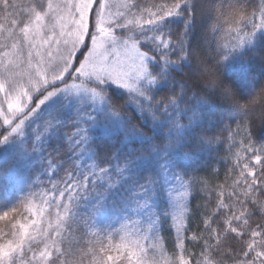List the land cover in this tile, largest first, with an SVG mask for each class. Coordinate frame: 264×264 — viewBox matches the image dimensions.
Returning <instances> with one entry per match:
<instances>
[{
    "label": "snow or ice",
    "instance_id": "1",
    "mask_svg": "<svg viewBox=\"0 0 264 264\" xmlns=\"http://www.w3.org/2000/svg\"><path fill=\"white\" fill-rule=\"evenodd\" d=\"M258 52L264 0H0V264H264ZM225 103L236 128L208 135ZM225 141L213 189L200 172Z\"/></svg>",
    "mask_w": 264,
    "mask_h": 264
},
{
    "label": "trees",
    "instance_id": "2",
    "mask_svg": "<svg viewBox=\"0 0 264 264\" xmlns=\"http://www.w3.org/2000/svg\"><path fill=\"white\" fill-rule=\"evenodd\" d=\"M201 4L207 3V0H200ZM173 27L180 28L182 27L181 24L173 25ZM207 27V24L198 18L197 20V27L195 29L194 35L190 38L191 44L193 48H198L200 45L203 44V38H204V32ZM202 56L205 60L214 63V61L211 59L212 52L209 49H204L202 52ZM173 59H176L174 56ZM245 61L248 65V67L251 69V74L253 76H256L259 80V83H257L256 88L257 91L264 86V53L258 52L253 55H249L245 57ZM190 62L195 66L198 63V60L195 57H190ZM185 73L188 75H185V79L187 80V83L195 87L193 81L195 79H198V77H194L191 75V71L189 69H185ZM179 79V76L177 77ZM198 90V89H197ZM256 93H253V96ZM191 95V93H189ZM229 106L225 103L221 107L220 111L218 112V116L221 118V123L219 126L214 129L212 132L207 133L208 135H214V136H220L222 135L220 132V128L224 126V123H230L231 128L235 129L237 125L236 120L229 121L228 120V112L227 108ZM264 113V105H261L260 102H258L257 106L255 107V111L253 112V120H252V136L255 141L258 143L264 142L262 141V135H261V128L264 127L262 125L260 116ZM213 119H216V117H213ZM65 131H71V129H65ZM224 136L227 135V132L223 133ZM241 136L238 134L236 139H240ZM247 142V141H245ZM101 146L106 147V142L101 141ZM64 147H67L65 144ZM227 141L224 142L223 146H217L216 151L212 152L211 154H205L204 156V164L206 165L205 169L201 170L200 175L206 177L211 182V187L215 189V186L217 184H224L226 179L228 183H231L230 177H228V170L232 167L231 161H227L224 159L225 156L228 155L227 151ZM51 150V149H49ZM3 165H0V170H2ZM234 175V174H233ZM6 184V179L3 176H0V189H2ZM253 195L256 197L257 200L264 201V192H254ZM243 199V197H241ZM205 201V195L203 193H193V198L191 199L190 207L193 212L198 211L197 205L203 204ZM227 201V198H226ZM215 204V191L213 192V199L210 206H214ZM241 206L238 205L237 208L239 209ZM247 207L252 210L255 214L250 218V222L255 224L260 222L261 220H264V213H261L260 209L253 205L252 203H248ZM200 212H204L203 208L199 209ZM206 214V213H205ZM196 223H192L190 225V232L196 230V224L200 223V217L195 216L193 218ZM0 226H3L0 224ZM200 227L202 228L203 225L200 224ZM165 231L162 233L163 236L166 237V244H168L170 248L171 240L174 239V232L167 231V225L165 226ZM194 251H199V247H194ZM218 258V257H217ZM228 264H232L231 260L228 261Z\"/></svg>",
    "mask_w": 264,
    "mask_h": 264
}]
</instances>
